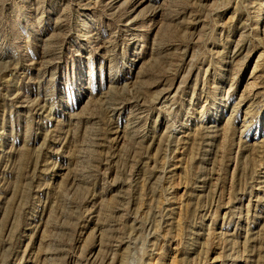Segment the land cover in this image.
Listing matches in <instances>:
<instances>
[{"label":"rangeland","instance_id":"rangeland-1","mask_svg":"<svg viewBox=\"0 0 264 264\" xmlns=\"http://www.w3.org/2000/svg\"><path fill=\"white\" fill-rule=\"evenodd\" d=\"M0 264H264V0H0Z\"/></svg>","mask_w":264,"mask_h":264}]
</instances>
